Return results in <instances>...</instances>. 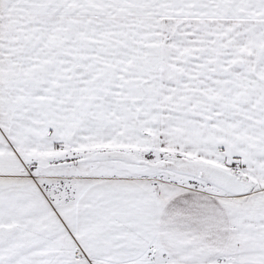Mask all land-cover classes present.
<instances>
[{
    "label": "snow or ice",
    "instance_id": "obj_1",
    "mask_svg": "<svg viewBox=\"0 0 264 264\" xmlns=\"http://www.w3.org/2000/svg\"><path fill=\"white\" fill-rule=\"evenodd\" d=\"M0 264H264V0H0Z\"/></svg>",
    "mask_w": 264,
    "mask_h": 264
}]
</instances>
